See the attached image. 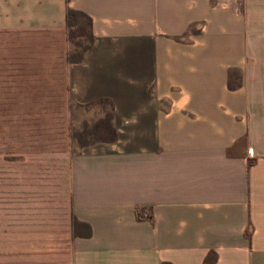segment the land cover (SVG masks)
Wrapping results in <instances>:
<instances>
[{
  "label": "crops",
  "instance_id": "crops-1",
  "mask_svg": "<svg viewBox=\"0 0 264 264\" xmlns=\"http://www.w3.org/2000/svg\"><path fill=\"white\" fill-rule=\"evenodd\" d=\"M68 8L91 20L80 62ZM0 38L9 74H57L65 105L106 99L116 135L4 218L61 220L69 264H264V0H0Z\"/></svg>",
  "mask_w": 264,
  "mask_h": 264
},
{
  "label": "rangeland",
  "instance_id": "rangeland-1",
  "mask_svg": "<svg viewBox=\"0 0 264 264\" xmlns=\"http://www.w3.org/2000/svg\"><path fill=\"white\" fill-rule=\"evenodd\" d=\"M72 32L70 50L85 54L90 35L86 20L80 19ZM14 44L0 38V264H69L68 256L63 257L67 234L61 220L55 222L53 232L34 233L28 218L14 222V209L9 208L4 218V205L13 204L6 199L16 194L66 191L67 164L62 156L76 154L84 144L114 137L110 105L100 101L65 105L64 94L56 88L57 74L41 71L32 77L26 70L9 74L6 68L15 63L10 57ZM17 49L20 53L26 48ZM33 52L38 55L40 51ZM19 59L16 64L21 66L45 68L38 57Z\"/></svg>",
  "mask_w": 264,
  "mask_h": 264
},
{
  "label": "trees",
  "instance_id": "trees-1",
  "mask_svg": "<svg viewBox=\"0 0 264 264\" xmlns=\"http://www.w3.org/2000/svg\"><path fill=\"white\" fill-rule=\"evenodd\" d=\"M84 18L87 22V25L89 26V30H90V25H91V20L90 18L84 14L81 11H77L71 8H68L66 10V26H67V33H68V38L70 40V34L73 33L72 29L74 26L78 25L80 23V19ZM91 43H92V34L90 31V35H89V42L87 44V46L83 49V51H85V54H83L82 52H77L76 50H70L67 54V60L70 62H80L83 61L86 58V54L88 53L90 47H91ZM100 102H106V99H101ZM111 118H112V114H109V121L111 123ZM112 127V124H111ZM112 130L114 131V128L112 127ZM116 135L114 133V137L112 138L115 139Z\"/></svg>",
  "mask_w": 264,
  "mask_h": 264
}]
</instances>
